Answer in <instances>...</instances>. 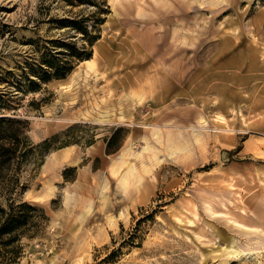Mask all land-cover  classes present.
<instances>
[{"label": "rangeland", "instance_id": "rangeland-1", "mask_svg": "<svg viewBox=\"0 0 264 264\" xmlns=\"http://www.w3.org/2000/svg\"><path fill=\"white\" fill-rule=\"evenodd\" d=\"M94 48L103 77L84 82ZM52 61L72 70L38 92L0 81V117L29 121L39 145L22 200L48 218L18 264H264V0H0V80L27 84ZM146 79L154 93L132 110L127 95ZM92 90L110 121L69 120ZM201 123L202 138L172 156L151 140L153 190L133 202L111 183L102 209L99 186L122 148L141 150L151 126L191 141ZM69 146L72 167L61 162ZM45 169L57 189L38 203L29 196Z\"/></svg>", "mask_w": 264, "mask_h": 264}, {"label": "bare ground", "instance_id": "bare-ground-1", "mask_svg": "<svg viewBox=\"0 0 264 264\" xmlns=\"http://www.w3.org/2000/svg\"><path fill=\"white\" fill-rule=\"evenodd\" d=\"M220 1V0H218ZM97 49L94 48L93 54L90 58L83 60L80 66H83V81H88L89 78L100 79L103 74L99 72L97 68ZM154 93V83L150 79H146L138 87L131 89L127 95V101L129 102L132 110L143 107ZM88 96L90 97L89 107L77 111L69 116L71 121H87V122H108L109 109L103 108L104 99L96 96L94 90H92ZM75 103L74 93L70 91L69 99L65 103V107H69ZM95 111V116L92 112ZM51 116L50 112L45 113V118L48 119ZM131 121V118L116 116L115 120ZM205 123H201L200 127H191L192 135L191 141L183 140V135L178 133L177 137L172 129L163 130L160 126H151L149 132L141 137L144 142V147L137 151L135 144L131 143L122 148L116 155H114L107 166V175L101 181L99 190L101 192L102 209L107 204V199L104 193L108 191L110 184L115 186V194L124 196L126 199H131L133 202H137L143 199L154 188L156 182L153 174V169L159 165L158 151L151 150V140L158 144L164 143V148L168 156H172L176 153L183 152L191 143H197L203 136V130H205ZM179 132L182 131L179 128ZM75 150V146H69L62 150L61 162L67 167H72L76 162L71 161V154ZM100 148L98 146H90L87 149L89 154H98ZM47 169L42 173L41 184L42 189L40 192H35L33 201L38 203L48 202L55 196L57 189L53 179L46 176ZM68 187L65 191H68ZM32 191L30 195L33 193ZM30 197V196H29ZM87 211V209H86ZM235 250V249H234ZM239 253V251H235Z\"/></svg>", "mask_w": 264, "mask_h": 264}, {"label": "trees", "instance_id": "trees-1", "mask_svg": "<svg viewBox=\"0 0 264 264\" xmlns=\"http://www.w3.org/2000/svg\"><path fill=\"white\" fill-rule=\"evenodd\" d=\"M47 67L38 71L33 69L26 74L27 84H21L19 80L10 81L8 77L0 81H5L9 86L15 84L24 92H38L41 83L64 79L66 72L72 70L71 67L60 66L56 61ZM2 101L0 98V112L7 105ZM28 131L29 121L0 117V264H18L23 253V241L39 236L43 224L48 220L43 210L22 200L20 176L39 148L29 138ZM45 144L48 145L47 142ZM111 144L112 141L108 147Z\"/></svg>", "mask_w": 264, "mask_h": 264}, {"label": "water", "instance_id": "water-1", "mask_svg": "<svg viewBox=\"0 0 264 264\" xmlns=\"http://www.w3.org/2000/svg\"><path fill=\"white\" fill-rule=\"evenodd\" d=\"M33 196H34V192H33L32 195L30 196V200H33Z\"/></svg>", "mask_w": 264, "mask_h": 264}]
</instances>
